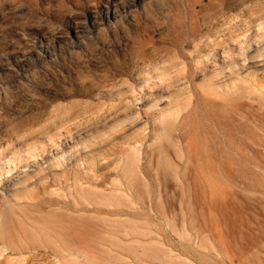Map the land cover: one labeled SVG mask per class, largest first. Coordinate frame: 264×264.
Segmentation results:
<instances>
[{
  "label": "rangeland",
  "instance_id": "1",
  "mask_svg": "<svg viewBox=\"0 0 264 264\" xmlns=\"http://www.w3.org/2000/svg\"><path fill=\"white\" fill-rule=\"evenodd\" d=\"M0 264H264V0H0Z\"/></svg>",
  "mask_w": 264,
  "mask_h": 264
},
{
  "label": "bare ground",
  "instance_id": "2",
  "mask_svg": "<svg viewBox=\"0 0 264 264\" xmlns=\"http://www.w3.org/2000/svg\"><path fill=\"white\" fill-rule=\"evenodd\" d=\"M208 91L213 93L215 91V89L208 87ZM175 118H176V115H172L170 118H165L162 120V126L160 129L162 138L164 136H166V134H168L170 126L174 122ZM126 158H127V164L125 166L124 172H125L126 176L129 177V175L131 173V169H132V164L134 162V159H136V158H134V155H132L129 152H127ZM26 197H33V195L26 194Z\"/></svg>",
  "mask_w": 264,
  "mask_h": 264
}]
</instances>
